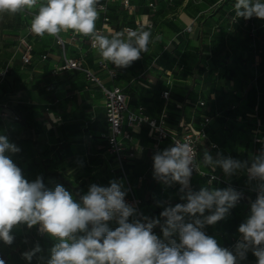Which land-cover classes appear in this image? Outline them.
Segmentation results:
<instances>
[{"label": "rangeland", "instance_id": "374dc122", "mask_svg": "<svg viewBox=\"0 0 264 264\" xmlns=\"http://www.w3.org/2000/svg\"><path fill=\"white\" fill-rule=\"evenodd\" d=\"M169 2L171 5L157 0L155 9L161 8V12L171 17L170 21L178 23V27H172V33H177L178 45L171 42L175 47L166 48V39L152 33L148 52L141 53L140 59L126 69L131 73L140 70L151 74L155 81L174 64L178 66V73L189 74L186 69H196V83L203 86L198 88L199 99L204 103L200 107L209 118L204 131L206 138L211 140L210 149L203 148L201 156L208 153L213 160L231 158L250 166L253 157L264 151V20L236 17V0ZM31 9L38 14L39 8ZM155 9L151 11L139 5L137 12H150L157 21ZM119 13L122 14L120 22L133 23L135 15L124 14L121 8ZM33 18L22 16L21 11L0 14V135L19 148L18 152L6 151L5 155L29 182L41 177L46 189L54 191L57 185L63 186L77 201L87 194L92 184L108 187L109 182L115 180L126 193L125 203L135 209L134 217L129 220L159 219L161 223L153 228V233L163 240L161 225L166 218L160 213L166 207L186 203L181 199L184 195L180 191L182 185L177 182L167 187V182L154 177L153 156L156 153L150 148L154 141L147 126L132 133V136H141L139 156L135 155L134 148L125 150V154L133 152V155L127 156L122 166L118 165L105 140L101 91L80 71L58 70L52 58L54 53H59L57 45L48 34L38 36L31 31ZM196 21H200L199 30H202L200 43L194 42L196 39L185 30ZM157 27L156 24L155 29ZM37 40L44 42L47 58L22 64L19 56L25 45L33 43L35 54L40 53L37 46L35 49ZM75 56L84 59L82 62L96 73L105 72L88 51L81 57ZM6 67L9 71L3 75ZM183 78L182 74L178 75V88H182ZM125 90L132 93L133 87L129 85ZM214 170L217 181L190 178L189 188L198 192L202 187L218 190L231 187L242 193L240 201L224 219L202 229L215 238L219 246L231 250L241 238L239 225L250 215L251 203L257 196L254 190L257 181H250L246 170H237L232 175L225 174L219 166ZM53 172L67 179L70 186L55 180ZM133 198L140 199L138 207L133 205ZM108 224L112 230L118 226L114 221ZM10 234L14 236L11 245L0 240V259L5 264H47L50 250L58 242L49 234L40 233L39 225L28 228L26 224H18ZM174 238L179 242L178 236ZM37 245L41 251L31 261L25 259L23 253ZM256 260L249 252L241 264H256Z\"/></svg>", "mask_w": 264, "mask_h": 264}, {"label": "clouds", "instance_id": "9594fccd", "mask_svg": "<svg viewBox=\"0 0 264 264\" xmlns=\"http://www.w3.org/2000/svg\"><path fill=\"white\" fill-rule=\"evenodd\" d=\"M38 0H0V14H15L31 9ZM99 11L104 10L100 0H47L31 22V31L58 37L64 31L92 36L94 48L102 60L117 67H128L148 52L149 31L125 30L109 38L96 29ZM236 17L264 20L262 0H236ZM6 151L18 152L6 136L0 135V240L11 245V230L18 224L28 228L39 225L40 233H47L58 242L50 250L47 264H241L251 252L256 264H264V151L253 157L252 163L231 158L213 160L204 154L205 166L222 168L227 175L246 170L249 180L257 181V196L251 203L250 215L241 223L240 240L233 249L219 246L217 240L205 234V225H214L225 218L242 196L231 187L218 190L202 187L198 192L189 188L195 151L189 143L158 151L153 156L154 177L157 180L179 182L186 203L169 206L160 215L163 240L153 233L160 225L159 219L146 223L134 217L135 209L124 201L121 184L112 180L110 186L92 184L87 194L74 200L63 186L53 190L45 188L41 177L29 182L21 169L5 155ZM215 179V177H213ZM187 189V191H186ZM211 214L205 215V212ZM118 226L110 229L108 222ZM178 236L179 242L174 237ZM39 245L23 253L31 261L40 252ZM0 264L5 262L0 259Z\"/></svg>", "mask_w": 264, "mask_h": 264}, {"label": "built area", "instance_id": "2783aa9c", "mask_svg": "<svg viewBox=\"0 0 264 264\" xmlns=\"http://www.w3.org/2000/svg\"><path fill=\"white\" fill-rule=\"evenodd\" d=\"M45 3V0H38L34 7L40 8L41 4ZM100 4L104 6L103 11H99V5H97L99 16L96 21L99 25L96 26L97 31L103 35H114L118 32H125V30L133 31H149L151 34H155L156 37L162 35L160 27L155 29V19L153 17L146 16L145 22L134 21L133 24L122 25L119 29H113L110 25L111 8L120 6L125 11H132L131 0H100ZM146 6L154 11L156 8L155 0H147ZM156 10V9H155ZM22 16H35L37 13L32 9H24L21 11ZM195 29V22L186 26V32H193ZM50 36V35H49ZM54 39L55 44L61 50L60 63L56 65L59 71H80L84 74L87 81L94 84L99 88L103 95V118L106 126L105 140L108 144V150L110 154L117 159L118 165L122 166L127 156L132 155L130 152L125 154V150L130 147V141L132 139V133L135 129L142 126H147L149 134L151 135L154 143L153 150L155 153L160 151L162 145L168 148L174 146L175 143H189L195 151L194 163L198 165L197 170H193L191 179H207L209 181H217L218 176L215 170L211 166H205L203 163L204 156H201V150L203 144L207 140L203 126L209 121L207 116H202L203 125L200 128L193 127L192 123L184 121H176L172 124L168 120V111L166 109L167 103L170 101V82L173 78V72L177 70V67L165 71L166 77V89L161 91L160 98L164 100V104L157 116L148 113L144 104L139 101L142 97V88H145L144 84L140 82V78L143 77L146 72L136 70L131 76L128 77L129 81H135L138 85L135 98L137 100L136 106H132L131 98L124 91V85L114 84L113 82L120 75V68L112 64L110 61L102 60L101 56L97 61L100 69H103L109 78L111 84L106 85L100 79V77L94 73L91 69L84 66L81 59L73 58L67 55V46L73 45L77 47H86L87 49H97L93 47L92 36H79L77 33L70 30L68 32V38H64L59 34L58 37L51 36ZM47 53L42 52L35 54L34 44L25 45L24 49L20 51L19 59L22 64H31L34 60L43 61L47 58ZM9 68L3 69L2 74H6ZM203 101L199 102V105H203ZM181 129V130H180ZM214 146V145H213ZM215 177V179H213ZM242 197V196H241ZM241 199V198H240ZM239 199V201H240ZM238 201V202H239ZM133 205L138 207L141 203L140 199L133 198ZM141 222L145 221L141 219Z\"/></svg>", "mask_w": 264, "mask_h": 264}, {"label": "crops", "instance_id": "0c3cea01", "mask_svg": "<svg viewBox=\"0 0 264 264\" xmlns=\"http://www.w3.org/2000/svg\"><path fill=\"white\" fill-rule=\"evenodd\" d=\"M164 2L166 4L171 5L169 0H164ZM46 3H47V0L45 1V3L41 4V6L46 4ZM131 3L133 5L132 11L128 12V11H125L124 9L123 10H124V14L135 15L133 18V23H134V21L145 22L146 16L155 17V16H153V14H150V12H148V13L144 12V11L137 12L139 10V5L146 6L147 0H131ZM155 3L157 6V0H155ZM41 6H39V7H41ZM120 8L121 7L117 6V5H116V7L111 8L110 25L113 29H116V30L119 29L122 25L129 24V23L120 22L121 17H122V14L119 13ZM156 13H157V16H156L157 21H155V22L158 25V27H160L162 37L164 39H166V41L164 42L165 44H167L166 48H170L173 46L175 47V45H178V38H177V33H174V34L172 33V27H173V25H176L178 27V23L175 21L174 22L170 21L171 17H167L166 13L161 12V8H159V7L156 9ZM117 14H118V17H116ZM143 18H145V19H143ZM199 22L200 21H196L195 31L188 33L190 35V37L196 39V40H194V42L197 41L198 43H200V38L202 37V34H201L202 30L201 29L199 30ZM98 25L96 24V26H98ZM181 26H183V25L181 24ZM197 27H198V29H197ZM205 30L208 31L209 28H206ZM69 31L70 30H68L66 32L62 31L60 33V35H62L64 38H68V32ZM78 35L81 37L84 36L81 34H78ZM111 36L112 35H108L109 38H111ZM37 42H38V45L35 44V49L37 46L38 52H40V53L45 52L44 42L43 41L40 42L38 40H37ZM171 42H175V45H174V43L172 45ZM198 46H200V45H198ZM57 49H58L59 53L58 54L54 53V56L52 57L57 62L54 65H58L60 63V59H61V50L58 46H57ZM175 49L178 51V48H175ZM87 51L89 52V55L91 56V58L95 62H97L99 60L100 55H99L98 49H87L84 46L83 47H77V48H75L73 45L67 46V55L70 57H73V58H76L75 55H79L81 57L82 53H85ZM40 53H38V54H40ZM36 55H37V53H36ZM175 56H178V53L175 54ZM34 61L40 62V61H36V60H34ZM81 61L84 62V59H81ZM206 61H208V59H206ZM84 66L89 68L85 64H84ZM174 67H177V70L175 72H173V78H172V81L170 82V89H169L170 90V101L166 105V109L168 111V120L172 124H175L176 121H184V122L190 121L192 123L193 127H196L198 129V128L202 127V125H203L201 117L205 116V115L207 116L204 108L200 107L202 105H198L199 102L202 101L199 99L201 93H200L198 88L203 87V86L201 84L196 83L198 80L196 78L197 72L195 73V71H194L196 69H193V70L186 69L187 72H189V74L188 73L186 74V73H181V72L178 73V66L175 64L171 67V69H173ZM89 69H91L93 71L92 68H89ZM171 69H169V70H171ZM169 70H166V71H169ZM93 72L96 73L95 71H93ZM119 72H120L119 77L113 83L114 84H122L123 83L124 91L131 98V104H134L132 106H136L137 100L132 95H135V92H136L138 85L135 81H129L128 80V77L133 74L134 70H132V73H131V72L127 71L126 67H121ZM205 73H207V71H205ZM96 74L100 77V79L103 81V83H105L106 85L111 84V82H110V80L107 77L105 72H100V73H96ZM179 74H182V76L184 77L182 79V81L184 82V84L182 85V88H178V83H176L178 81V75ZM203 74H204V72L200 73L199 74L200 77H202ZM165 81H166V77H165L164 73L161 74L159 76V79H156V81H155V77L151 74H149V75L146 74L140 78V82L144 84L145 88H142V97L139 98V101L144 104L148 113H151L154 116L158 115L159 111L161 110V108L164 104V100H162L160 98V93H161V91H163L167 88ZM155 82H156V84L154 85L153 83H155ZM129 85H131L133 87L132 93L125 90V89H127V87ZM102 102H103V100H102ZM102 106H103V103H102ZM205 127H206V125L203 126V128H205ZM105 130H106V128H105ZM138 131H139V128L134 130V132H138ZM140 137H141L140 135L132 136V139L130 141V147L127 148V150H131V148L132 149L134 148V151H135L134 153L137 156H139L138 152H139V149L141 148V146H140V148L138 146ZM210 143H211L210 138H207V140L203 144V148H205L206 146H207V148H209ZM150 148L153 150L152 146ZM166 148H168V147L165 145H162L160 147V151H163ZM132 155H133V152H132ZM192 180H194V179H192ZM167 183H168L167 187L172 186V185L175 186L176 184H178L175 181H169Z\"/></svg>", "mask_w": 264, "mask_h": 264}, {"label": "trees", "instance_id": "16d2710c", "mask_svg": "<svg viewBox=\"0 0 264 264\" xmlns=\"http://www.w3.org/2000/svg\"><path fill=\"white\" fill-rule=\"evenodd\" d=\"M40 1H41V0H40ZM45 1H46V0H45ZM132 96L135 97V95H132ZM36 161H37V160H36ZM52 176H53V178H55V180L60 181L62 184L66 185V186H70L69 181H68L67 179L63 178L60 174L53 172V173H52ZM201 180H202V179H195V181H201Z\"/></svg>", "mask_w": 264, "mask_h": 264}]
</instances>
